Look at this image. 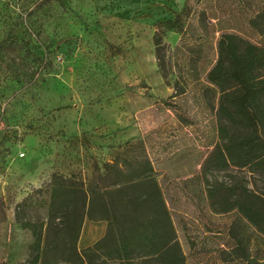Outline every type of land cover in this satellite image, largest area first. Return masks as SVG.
Masks as SVG:
<instances>
[{"label": "rangeland", "instance_id": "obj_1", "mask_svg": "<svg viewBox=\"0 0 264 264\" xmlns=\"http://www.w3.org/2000/svg\"><path fill=\"white\" fill-rule=\"evenodd\" d=\"M185 1L0 0V264H30L35 236L15 221L28 193L54 172L88 184L93 163L102 167L136 141L153 161L187 264H249L243 251L264 264L261 235L237 211L210 207L201 172L220 142L215 88L206 82L217 40L231 32L264 44L248 24L264 0H200L206 30L190 20L181 48V35L165 36L168 82L187 87L169 99L153 35ZM233 173L207 177L230 182ZM54 231L65 234L59 221Z\"/></svg>", "mask_w": 264, "mask_h": 264}, {"label": "trees", "instance_id": "obj_2", "mask_svg": "<svg viewBox=\"0 0 264 264\" xmlns=\"http://www.w3.org/2000/svg\"><path fill=\"white\" fill-rule=\"evenodd\" d=\"M199 1L186 0L173 18L155 25V56L159 73L173 90L169 99L184 95L187 87L179 81L168 82L164 38L169 32L181 35V48L190 20L206 30V14L195 8ZM248 24L264 35V8ZM216 49L217 59L206 73V82L215 88L220 142L201 165L207 198L217 213L237 211L264 240V186H258V179H264V44L221 32ZM227 170L234 172L230 182H211L207 177ZM5 209L0 197V216L4 217ZM42 210L45 218L33 220V214ZM85 220L106 221L107 227L103 237L79 249ZM15 221L35 236L30 264H187L155 166L142 141L125 143L102 167L93 163L88 184L54 172L48 183L17 203ZM57 221L64 235L54 231ZM243 257L255 263L245 251Z\"/></svg>", "mask_w": 264, "mask_h": 264}, {"label": "crops", "instance_id": "obj_3", "mask_svg": "<svg viewBox=\"0 0 264 264\" xmlns=\"http://www.w3.org/2000/svg\"><path fill=\"white\" fill-rule=\"evenodd\" d=\"M89 221L90 224H87L86 222ZM100 223V227H95L94 221L90 220H85L84 222V227H88V232H84V229H82L79 242H78V247L79 249H85L88 246H91L94 244L97 240H99L101 237H103L106 231L107 227V222L106 221H97Z\"/></svg>", "mask_w": 264, "mask_h": 264}, {"label": "built area", "instance_id": "obj_4", "mask_svg": "<svg viewBox=\"0 0 264 264\" xmlns=\"http://www.w3.org/2000/svg\"><path fill=\"white\" fill-rule=\"evenodd\" d=\"M24 156H25V154H24V153H21V154H20V157H24Z\"/></svg>", "mask_w": 264, "mask_h": 264}, {"label": "bare ground", "instance_id": "obj_5", "mask_svg": "<svg viewBox=\"0 0 264 264\" xmlns=\"http://www.w3.org/2000/svg\"><path fill=\"white\" fill-rule=\"evenodd\" d=\"M104 235V234H103Z\"/></svg>", "mask_w": 264, "mask_h": 264}]
</instances>
